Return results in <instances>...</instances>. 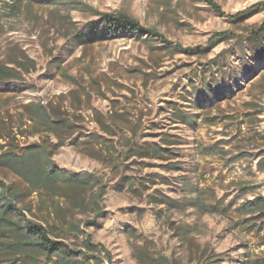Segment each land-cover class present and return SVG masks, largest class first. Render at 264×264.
I'll list each match as a JSON object with an SVG mask.
<instances>
[{
	"label": "rangeland",
	"instance_id": "1",
	"mask_svg": "<svg viewBox=\"0 0 264 264\" xmlns=\"http://www.w3.org/2000/svg\"><path fill=\"white\" fill-rule=\"evenodd\" d=\"M214 1L235 13L264 0ZM25 2L19 19L1 21L0 53L7 59L17 46L35 67L22 80L0 85V143L18 153L46 145L55 168L90 173L103 186L97 205V185L60 179L59 191H35L0 166V181L20 192L16 216L42 222L67 245L50 257L39 255L35 264L60 256L88 264H206L212 258L210 264H245L264 257V228L246 232L236 211L264 195L255 156L264 150V54L253 56L246 41L236 39L207 44L220 31L245 35L264 11L234 21L205 0ZM93 10L125 12L162 37L112 25ZM88 24L96 36L82 43L75 34H86ZM29 103L58 107L70 117L75 130L62 146L55 147L51 133H35L25 115ZM182 112L196 116L195 125L177 122ZM97 118L113 132L101 130ZM154 146L161 150L146 153ZM186 182L191 191L183 189ZM197 195L217 211L200 213L185 203ZM163 196L178 205L168 206ZM19 259L9 263L0 254V264H29Z\"/></svg>",
	"mask_w": 264,
	"mask_h": 264
},
{
	"label": "trees",
	"instance_id": "2",
	"mask_svg": "<svg viewBox=\"0 0 264 264\" xmlns=\"http://www.w3.org/2000/svg\"><path fill=\"white\" fill-rule=\"evenodd\" d=\"M205 1L217 13L225 15L234 21H241L252 15L255 11H264V1L256 2L235 13L224 12L221 6L214 0ZM1 6V26L3 25L1 24L3 18L9 21H16L22 15L23 11L28 9L25 0H2ZM93 11L103 21L111 23L112 25L122 26L125 30L148 34L153 37H162L156 30L141 25L125 12L110 13ZM88 27L86 28V34L81 31H77L75 34L76 39L82 43H87L96 36L95 28L91 24H88ZM2 29L0 28V33H2ZM231 39H236L239 43L246 41L249 52L255 57H262L264 54V18L258 26L250 28L245 35L236 34L230 30L220 31L212 34L208 38L207 44L210 47H214L220 42ZM216 61L217 59L213 58L209 60V63L214 64ZM34 64V61L22 49L17 48V46H14L10 50L7 59L2 58L0 53V85L11 80H22L24 74L34 69ZM24 107L26 109L25 115L33 121L35 133L44 131L53 134L57 139L55 147L62 146L67 138L66 134L71 135L75 130L74 124L70 122V117L59 112L58 107H51L42 103H29ZM176 120L180 123H191L195 125L196 116L182 112L178 114ZM96 121L101 130L109 133L113 132L111 125L107 124V122H103L99 118ZM2 138L3 136L0 135V139ZM163 144L169 146L174 144V142L165 140ZM5 147V144L0 143V166L7 167L22 176L35 191L41 188L59 191L63 187L58 182L60 179L77 187L80 185H97L92 181L94 176L90 173H82L79 176H75L55 168L51 160V152L46 145H28L20 153L14 150H7ZM127 147L124 153H127L132 148V145L129 143ZM159 150L161 148L154 146L149 147L145 151L146 153H150L151 151L157 153ZM255 156L257 170L264 172V150ZM239 185H241L239 186V190L245 191V186L242 183ZM183 189L191 191V184L186 182L183 184ZM19 196L20 192L18 189L12 188V186L5 184L2 180L0 181V254L4 257V261L17 263L20 260L19 257L23 255L29 260V264H35L39 255L50 257L52 253L63 251V248L67 245L59 240L53 239L50 236L49 228L45 224L16 216L15 206ZM102 196L103 186L97 185L92 202L99 205V200ZM162 199L163 203L168 206L178 205V201L168 196H163ZM186 202H189L200 213L214 214L217 211L214 204L206 203L199 195L190 201L186 200ZM236 211L246 227V232L260 234L264 228V195L258 194L246 200ZM71 227L76 232H80L79 223L73 222L71 223ZM88 243L89 241L87 240L86 246L89 249ZM85 259L60 256L57 260L50 261L52 264H88ZM213 259L215 258L207 260L206 264L213 262ZM245 264H264V257H255L248 260Z\"/></svg>",
	"mask_w": 264,
	"mask_h": 264
}]
</instances>
